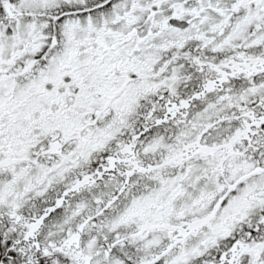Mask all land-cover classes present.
<instances>
[{
    "label": "snow or ice",
    "instance_id": "6c2138e0",
    "mask_svg": "<svg viewBox=\"0 0 264 264\" xmlns=\"http://www.w3.org/2000/svg\"><path fill=\"white\" fill-rule=\"evenodd\" d=\"M0 264H264V0H0Z\"/></svg>",
    "mask_w": 264,
    "mask_h": 264
}]
</instances>
